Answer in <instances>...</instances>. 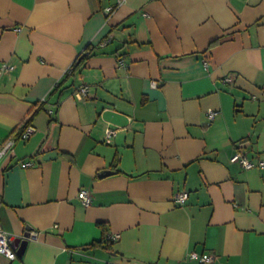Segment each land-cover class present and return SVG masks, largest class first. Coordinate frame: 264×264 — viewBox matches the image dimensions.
I'll list each match as a JSON object with an SVG mask.
<instances>
[{"label":"crops","instance_id":"crops-1","mask_svg":"<svg viewBox=\"0 0 264 264\" xmlns=\"http://www.w3.org/2000/svg\"><path fill=\"white\" fill-rule=\"evenodd\" d=\"M4 64L0 264H264V0H0Z\"/></svg>","mask_w":264,"mask_h":264},{"label":"built area","instance_id":"built-area-1","mask_svg":"<svg viewBox=\"0 0 264 264\" xmlns=\"http://www.w3.org/2000/svg\"><path fill=\"white\" fill-rule=\"evenodd\" d=\"M126 0H118V4L123 3ZM115 10L114 7H109L106 9L107 13H112ZM110 40H106L102 43V46H106L109 43ZM123 63V62H122ZM72 68L69 70L71 72ZM14 71V67L4 64L0 67V75ZM234 81V77L229 76L225 78V83H231ZM76 95L79 99H87L89 96V87L82 86L79 90H77ZM46 101V100H45ZM218 115L217 111L210 110L208 112V117L213 120ZM36 131V128L32 125H27L25 130L21 133L22 139H29L32 134ZM116 135V130L108 127L106 129L105 134V142L111 143L113 137ZM15 145L14 139H9L5 142L0 143V165L3 160V158L9 154V152L12 150V148ZM232 161L235 163H239L244 169H251L254 167V162L250 160L246 153L244 151H238L236 154L232 157ZM29 163H24L23 166L27 167L30 166ZM261 166H264V162L260 163ZM79 198L82 200L83 204L86 206H89L92 203L93 197L91 196L90 192L88 190H82L79 194ZM189 198V194L187 192L179 193L175 196V202L179 204H185ZM31 237L36 238L37 233H31ZM120 239L119 234L110 235L108 237V241L110 242H116ZM0 254L6 256L9 260H16L18 258V252L12 245V237L3 229L2 225L0 224ZM190 259L192 260H198L199 262L203 264H213L215 261V258L213 254L211 253H204L199 254L197 252H192L190 254Z\"/></svg>","mask_w":264,"mask_h":264},{"label":"water","instance_id":"water-1","mask_svg":"<svg viewBox=\"0 0 264 264\" xmlns=\"http://www.w3.org/2000/svg\"><path fill=\"white\" fill-rule=\"evenodd\" d=\"M55 157V153L54 152H50V153H48V154H46V156H45V159H52V158H54ZM110 173H112V172H108V171H105L104 173H103V175H107V174H110ZM30 237V235L29 234H26V238H29ZM17 239V240H14L13 238H12V245H13V247L17 250V248H19L18 250H17V252H18V255L20 254H22L23 252H24V250H25V248H26V246H27V244H28V239Z\"/></svg>","mask_w":264,"mask_h":264},{"label":"trees","instance_id":"trees-1","mask_svg":"<svg viewBox=\"0 0 264 264\" xmlns=\"http://www.w3.org/2000/svg\"><path fill=\"white\" fill-rule=\"evenodd\" d=\"M91 55H92V52H89V53H87V54H85V55H81V57H79V58L77 59V61L75 62L74 66L72 67L71 72L68 73V76L74 74L75 71H76V70L82 65V63H83L86 59H88ZM82 56H84V57H82ZM61 85H62V83H59V84H58V86H57V91L60 90ZM109 243H110V241H109Z\"/></svg>","mask_w":264,"mask_h":264}]
</instances>
